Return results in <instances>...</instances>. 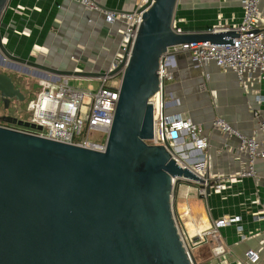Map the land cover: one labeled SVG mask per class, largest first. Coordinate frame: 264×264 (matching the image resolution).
<instances>
[{
    "label": "water",
    "instance_id": "1",
    "mask_svg": "<svg viewBox=\"0 0 264 264\" xmlns=\"http://www.w3.org/2000/svg\"><path fill=\"white\" fill-rule=\"evenodd\" d=\"M8 2L0 0V20ZM177 2L147 0L138 9L136 36L109 72L121 71V80L104 151L0 125V264H196L178 231L172 199L180 183H197L206 193L209 186L196 171L198 163L183 154L178 160L167 142L147 143L153 135L149 98L159 89V62L167 47L230 43L238 31L178 33L172 27ZM0 52L45 71L40 76L46 78L105 74L61 70L15 56L3 44L1 30ZM0 96L4 107L9 98L24 99L3 73ZM182 140L176 138L175 144Z\"/></svg>",
    "mask_w": 264,
    "mask_h": 264
},
{
    "label": "crops",
    "instance_id": "2",
    "mask_svg": "<svg viewBox=\"0 0 264 264\" xmlns=\"http://www.w3.org/2000/svg\"><path fill=\"white\" fill-rule=\"evenodd\" d=\"M94 1L113 10H132L138 2ZM260 8L264 14V0H261ZM241 16L240 0H178L174 13L176 24L182 31H204L217 24L230 27L238 23ZM9 23H14L17 32L6 30ZM103 23L101 14L87 12L73 0H9L1 16L0 30L6 35L8 51L20 58L37 60L61 70L91 69L92 66V70H104L111 60L108 57L112 44L115 47L113 56L116 52L119 35L115 32L116 26L108 32L106 27L101 28ZM72 55L77 59H72ZM168 61L173 77L165 86L167 110L200 124L203 135L208 138L207 146L198 149L183 132L181 150L199 166H204L211 184L223 179L226 185L220 191L210 189L203 197L198 194L197 186L180 183L176 190L175 213L191 236L222 217H239V221L219 228L227 253L217 259L225 264H237L238 260L242 264H264V220H256L252 215L261 208L256 200L264 199V159L256 161L255 176L228 180L229 174L245 167L246 156L238 151L236 138L211 126L213 118L221 117L242 133L251 134L258 122L253 110L258 109L260 118H264V102L259 104L254 99L253 90L257 89L264 96V82L245 89L231 70H222L212 62L198 68L186 53L170 57ZM22 65L31 67L25 63ZM7 67L4 65L3 68ZM175 99H178L177 103ZM184 187L194 193L188 195ZM238 224L242 226L241 234H246V239H241ZM249 250L259 252L256 263L249 262Z\"/></svg>",
    "mask_w": 264,
    "mask_h": 264
},
{
    "label": "built area",
    "instance_id": "3",
    "mask_svg": "<svg viewBox=\"0 0 264 264\" xmlns=\"http://www.w3.org/2000/svg\"><path fill=\"white\" fill-rule=\"evenodd\" d=\"M83 6L85 10L97 12L104 17L106 30L110 32L113 26L115 32L119 35V42L116 52L104 70H98L105 74L98 78L100 84L97 88L88 83L85 87L81 85H72L70 79L91 80L78 76H57L50 74L48 78L38 81V89L27 103L29 117L22 119L33 123L41 128H32L30 126H20L13 123L3 122L1 126L14 130L39 135L55 141L76 145L95 151H104L108 133L112 124L114 109L118 98L121 71L109 74L116 68L122 59L124 51L129 41H133L137 28L141 22V12L138 9L145 4L147 0H139L132 10H112L103 9L94 0H73ZM242 6V16L238 23L230 27H220L219 24L209 28V31L217 29H233L238 31V35L232 38L229 43H209L189 42L181 43L167 47L159 62V89L150 98L149 102L153 107V135L147 140L149 144L165 145L169 143L172 147V155L179 159L176 154L175 139L184 132L191 140L195 148L204 149L208 144V138L203 135V129L200 124L194 123L190 119L183 118L180 113H171L167 110V101L165 99L166 82L172 79L173 72L170 69L168 59L177 54L186 53L191 58L193 64L200 68L212 62L222 70H231L234 72L245 89L254 83L264 82V14L260 8L261 0H240ZM172 27L178 33H182L173 19ZM6 30L17 32L14 23L5 26ZM24 32V31H23ZM2 42L5 45L6 35L2 34ZM87 70V68H84ZM82 70V68L75 69ZM92 70V67L91 69ZM254 91V99L260 104L264 102V96L257 89ZM175 103L178 99L174 100ZM253 115L258 119L257 126L247 135L235 128L231 123L221 117L212 119L213 129L225 134L228 137H234L238 141L237 149L245 154L247 163L245 167L235 174H229L228 180H240L242 177L255 176V163L258 159H264V118H260L259 110L254 109ZM182 137V136H181ZM179 144V143H178ZM180 154L188 157L183 150ZM201 177L206 179V185L209 190L220 191L225 188L223 179H218L215 183H210L206 176L204 166L197 170ZM206 187L198 188L202 196H206ZM260 205L252 213L256 220H264V199L256 200ZM239 217H222L216 220L203 232L188 237L194 238V244H200L206 241V237L212 235L215 239V245L211 249L214 258L221 257L227 253L226 247L219 235V228L226 226L230 222L239 221ZM237 231L241 239H246V234H241L242 226L237 225ZM206 235V236H205ZM203 236H205L203 238ZM197 239V240H196ZM250 263H256L259 259L258 251L247 253ZM237 261V260H236ZM210 264H225V262L215 261ZM237 264H242L240 260Z\"/></svg>",
    "mask_w": 264,
    "mask_h": 264
},
{
    "label": "rangeland",
    "instance_id": "4",
    "mask_svg": "<svg viewBox=\"0 0 264 264\" xmlns=\"http://www.w3.org/2000/svg\"><path fill=\"white\" fill-rule=\"evenodd\" d=\"M136 2L137 1H139V0H135ZM79 4V3H78ZM81 5V4H80ZM82 6V5H81ZM83 7V6H82ZM85 10V9H84ZM85 11H89V10H85ZM89 12H93V11H89ZM104 25H102V27L101 28H104L105 26H106V23L104 22L103 23ZM112 40H114V37H112ZM116 40H114V42H115ZM74 45H76V44H74ZM115 51V47L113 46V44H112V52H110V56L108 57V60H110V59H112V57H113V52ZM1 53V52H0ZM78 54V53H77ZM80 56H81V54H79ZM78 55V56H79ZM1 56L2 57H4V55L3 54H1ZM84 56H86V55H84ZM72 59L74 58V59H77V57H76V55H75V57H74V55H72V56H70ZM82 57V56H81ZM86 57H88V58H92V56L91 57H89V56H86ZM94 58H96L97 56H93ZM92 68H94L93 66H92ZM3 68H0V70H2ZM74 70V69H73ZM93 71H98L97 69H95V70H93ZM10 74H12L13 76H14V78L17 80V82H18V84L21 86V87H23V90L26 92V99L24 100V101H20V102H18V101H12V103H11V107H10V109L7 111L9 114H13L16 118H18V119H27L28 117H29V112H28V110H27V103H28V101L31 99V98H33L34 97V94L36 93V90L38 89V88H36L35 90H30V89H24V88H26V87H29L32 83H37L38 84V79H37V77H35V76H33V77H31V76H27L28 74H26V75H22V78L21 77H18V75L17 74H14V73H12L11 71H8ZM72 76V75H71ZM70 82H71V84L72 85H75V86H77V85H81V87H85L86 85H87V83L88 82H90L91 84H93V86L95 87V88H97L98 86H99V84H100V80H98V78H91V80L90 81H87V80H78V79H70ZM26 83H29V85H27ZM166 84H167V82H166ZM27 85V86H26ZM4 122H7V123H10L8 120H4ZM184 145V143H180V144H177L176 145V147H175V150H176V154L178 155V157H179V159H181L182 160V156H181V154H180V152H181V147ZM193 186H197L198 184L197 183H194V184H192ZM198 194L200 195V193L198 192ZM204 197V196H203ZM176 198H177V195L175 194L174 195V197H173V205H172V210H173V212L175 213V210H176ZM175 221H176V225H177V227H178V231H179V233H180V236L182 237V240H183V242H184V245H185V247H186V249H188L191 253H192V255H193V257H194V259H195V261L197 262V264H205V263H207V261L209 262V264H210V262L211 263H214L215 261H220V260H218L217 258H214L213 256H212V253H211V249H212V247L215 245V239H214V237L212 236V235H209V234H207L208 236L206 237L207 239H206V246H204V247H202V246H198V244H194L193 243V241H195V239L194 238H191L190 239V237H188V233H187V231H186V229H185V227H184V225H183V223L181 222V220H180V218H179V216H178V214H175ZM206 236V235H205ZM205 236H203V238L205 237ZM197 240V239H196ZM200 245V244H199ZM209 249H210V251H209Z\"/></svg>",
    "mask_w": 264,
    "mask_h": 264
},
{
    "label": "flooded vegetation",
    "instance_id": "5",
    "mask_svg": "<svg viewBox=\"0 0 264 264\" xmlns=\"http://www.w3.org/2000/svg\"><path fill=\"white\" fill-rule=\"evenodd\" d=\"M1 54L2 53H0V68H3L4 65H8V67L7 68H3L2 70H0V73L6 74L7 76H9L11 78V80H12V82L14 84V88L18 89L22 93L23 98H24L22 101H24L26 99V97H27L26 96V92L23 90V87H21L18 84V82L14 78V76L12 74H10L8 71H11L12 73L17 74L18 77H21V78H22V75H26V74H28L27 76H31V77H33V76L40 77L41 74L46 73V72L41 70V69H38V68L37 69H35V68L32 69L31 67H27V66L22 65L23 63L20 64L19 62L11 60V59L6 60L5 57L1 56ZM26 84L29 85V83H26ZM36 84L37 83H32L29 87H26L24 89L28 88L30 90H35L37 88V87L35 88ZM13 100L20 102V100L16 99L15 97H12V98H9L7 107H4V103H3L2 98L0 96V123L4 122L5 117H15L12 113L9 114L7 112L10 109L11 103H12Z\"/></svg>",
    "mask_w": 264,
    "mask_h": 264
},
{
    "label": "bare ground",
    "instance_id": "6",
    "mask_svg": "<svg viewBox=\"0 0 264 264\" xmlns=\"http://www.w3.org/2000/svg\"><path fill=\"white\" fill-rule=\"evenodd\" d=\"M196 169H197V170H201V166L197 165V166H196ZM184 186H185V185H184ZM182 187H183V185H182ZM183 189H184V191L186 190V192H187L188 195L191 194L190 192L194 193L193 191H190L189 189H187V187H184ZM203 231H204V230L197 231L196 234H199V233H201V232H203Z\"/></svg>",
    "mask_w": 264,
    "mask_h": 264
},
{
    "label": "trees",
    "instance_id": "7",
    "mask_svg": "<svg viewBox=\"0 0 264 264\" xmlns=\"http://www.w3.org/2000/svg\"><path fill=\"white\" fill-rule=\"evenodd\" d=\"M206 245H207L206 242L200 243V245L198 244V246H202V247H204ZM209 251H210V249H209ZM196 264H197V262H196ZM205 264H209V262L207 261V263H205Z\"/></svg>",
    "mask_w": 264,
    "mask_h": 264
}]
</instances>
